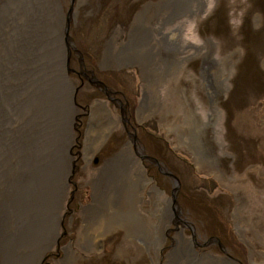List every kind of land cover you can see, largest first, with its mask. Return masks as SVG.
Listing matches in <instances>:
<instances>
[{
	"label": "rangeland",
	"instance_id": "obj_1",
	"mask_svg": "<svg viewBox=\"0 0 264 264\" xmlns=\"http://www.w3.org/2000/svg\"><path fill=\"white\" fill-rule=\"evenodd\" d=\"M176 1L0 0V151L15 144L9 142L25 127L38 133L26 124L35 117L23 115L18 102L33 76L36 82L53 71L39 60L32 64L49 42L56 40L65 53L53 73L57 84H68L75 110L55 229L33 264H202L193 256L175 258L178 234L198 254L264 264V0H204L200 13L184 9L174 15ZM57 6L59 24L53 19ZM142 6L155 10L142 24H158L160 36H150L153 27H137L140 15L129 29ZM39 18L49 34L35 47L37 56L18 55L24 45L17 36L31 24L34 29ZM171 30L179 42L163 49L162 33ZM140 37H147V46ZM141 53L145 66L134 57ZM14 86L19 91L13 88L7 101ZM190 138L203 148L204 159ZM9 156L0 161V212L14 209V202L22 207L26 168ZM129 156L147 177L136 207L129 180L135 166L130 161L128 172L115 168ZM107 167L116 170V188L105 181ZM151 196L154 203L170 199L171 218L163 224L155 213L163 205L153 208Z\"/></svg>",
	"mask_w": 264,
	"mask_h": 264
},
{
	"label": "bare ground",
	"instance_id": "obj_2",
	"mask_svg": "<svg viewBox=\"0 0 264 264\" xmlns=\"http://www.w3.org/2000/svg\"><path fill=\"white\" fill-rule=\"evenodd\" d=\"M173 3H175L172 7L174 10V15L176 13L177 14L183 13L182 11L184 9H186L187 11L189 10L193 12L195 11V13H197L196 12L197 10H201V8L204 7V0H179ZM191 4L192 6L189 7ZM27 6H28L27 3H23V1H20V9L23 8L26 9ZM55 8L56 9L53 12L54 13L53 19L54 16H56L55 24H59L61 22V19L60 16L58 15L59 14L58 6ZM32 14L33 13L31 11L29 12L26 11V15L28 17ZM34 15H36V13H34ZM169 16L171 15L165 16L164 20L168 19ZM36 23H37L36 25L37 27L35 26L33 29L32 24L30 26L28 25L30 29L29 28L26 29L24 31L25 34H23V36L22 34L21 36H17L20 43H23L24 45L22 48H19V50L17 51L18 55L24 52V56L26 58L30 56L31 59H33L35 56H37L34 55L35 47L39 42L42 44L41 40L43 36H48L49 32H48L47 23L42 21L40 18L36 20ZM141 31H142L141 36H147L146 34H144L143 30ZM33 32H34V36H32ZM170 34H172V30L170 32L168 31V33L165 32L162 33V38L166 41L164 43L163 49L168 48L169 45L176 46L177 42H179L178 40L175 41L176 36H171ZM146 38L147 37L141 39L140 37V42H143L144 46L148 45ZM59 44H60V40H59ZM49 45H50L49 48L44 53H42L38 58L32 60L33 61L32 64L36 60H39L41 68L43 67L46 70L52 68L53 71H51L49 74L45 73L36 82L34 80H36L37 78L33 76V80H32L33 85L27 89L24 90L22 89L23 94L19 95L22 98V100L21 102H18L19 107L21 108V110H23L22 111L23 115L25 113L26 115L29 116V118L35 117L33 121L32 120L29 121L28 119L27 120L28 122L26 121L27 122L26 124H29L31 127L37 129L38 133H34L33 132L34 129H29L25 127L24 129L20 130L21 134H19L20 133L19 131L18 134H16V136L14 137V140L9 142L15 144H10L7 147H5L2 152L0 151L1 152L0 161L2 159L1 164H4L3 161L4 159L10 158L9 155L14 154L18 159H20L19 161L20 163L23 162L21 164H23V166L26 168V176L23 180L24 186L22 187L24 193H19L22 196L21 198L22 207L16 208L15 206L17 202H14L13 205L14 209H11V211L7 209L6 210L1 209L0 212V263L1 264H33L35 260L38 259L37 257L40 251L46 245V244L44 245V243H46L47 241L45 240V236H47V234H49L50 232L52 233L51 236L53 235V230L55 229L54 227L55 221L58 218V209H59L58 206L62 198V194L64 193L63 182L64 179L66 178L65 173H67L68 163L71 159L69 155V147H68L70 142L69 127L70 124L72 123V118L75 110L73 105L71 104V100L68 99V94L70 97L68 84L64 81L62 82V80L60 84H57L56 82L58 76L56 77V74L53 73L58 68V66L60 67L62 65V59L65 53L60 50H57L58 44L56 40L53 43L49 42ZM40 50L43 52V45H41ZM12 52L15 53V49L13 45H12ZM143 55L145 54L141 53L137 56L134 55L133 56L135 57V59L138 60V63H142L146 59V57H144ZM131 57L132 56H130V58L128 59H131ZM178 59L181 60L182 58H178ZM18 60L21 61V59ZM145 62L142 63L143 66L147 64ZM27 67L28 66H24L23 68H27ZM212 86H213V81H211V83L208 82L207 87L212 88ZM13 88L19 91L18 87L17 88H15V86L10 87V90L8 91L6 97L7 101L11 100V98L13 100V94H15ZM9 95H11V97ZM68 100L70 101V103H68L69 102ZM1 105L3 108L2 103ZM2 108L0 107V115L3 114L4 111V109ZM103 109L104 108L102 107L101 108L98 107L99 111H103V112L105 111L107 115L108 111ZM216 113L217 110L215 108H212L210 114L212 116V121ZM50 119L56 121L53 122ZM50 125H54L53 132H49L47 130V128ZM19 136L20 138L18 140ZM32 139H36L34 140L35 141L34 143L32 142L33 141ZM190 140H191L190 144L193 147V149L196 151L198 158L204 159L203 148L198 144L196 140H192L191 138ZM19 144L20 147H23L25 149V152H22V150L20 151V149L18 151ZM32 144L34 146H32ZM10 147L12 150L10 149ZM88 149H91L90 144L89 146L86 147L84 151L85 154L88 153L89 151ZM28 153L29 155H27ZM130 161H132L131 166H135V160L132 158V156H129L126 157V159L122 162H116L115 164L116 170L119 169L120 172L122 171L128 172ZM7 165H9V161L8 162L6 161L5 166ZM109 167L107 168L110 170ZM107 168L103 173L104 176L107 175L105 181L112 180L111 181L112 184L114 183L113 188H116L117 184L114 181V179H117L114 174L116 170L112 168L110 170L112 171L111 173ZM134 169L135 171L133 172V175L132 176L129 175V180L133 188L132 202L133 205L136 207V203L140 199V194H138L139 188L142 186L141 183L142 182L144 183V181L147 180V177L144 171V167L142 166L141 163H136ZM104 183L107 184V182H103V184H100V186L106 185ZM3 186L4 185H1L2 188ZM96 197H97L96 199H98L97 194ZM10 198L14 199L12 194L10 195ZM151 198H152L151 201L153 202L150 201V203L153 208L156 207L155 205L157 204L158 205L161 204V206L163 205L160 210L161 213L159 212L158 209L155 208L157 210L155 213H157L156 215H158L160 218L159 225L163 224V220H165V217L167 218V215L169 219L171 218L170 209L172 208V206L170 199H166L165 201H162V199H160L158 202L154 203L155 199L153 198V196H151ZM162 209H164L163 213H162ZM42 213L45 216H43ZM14 216L15 218L13 219L16 220V224H14L13 221L10 219ZM8 224L10 227L8 226ZM40 224L42 225V227L39 228ZM156 229H157V233L162 234L163 227L161 228L157 226ZM48 231L50 232L48 233ZM177 242H178V246H177V252L175 258L179 259L182 256L183 257L186 256V258L189 259L197 258L200 260L202 264H236V262L232 258H224L218 256L214 257L215 255L212 257L211 255L208 254L196 253L192 248V244H191L192 241L182 238V236L179 234L177 235ZM262 242H264V234L262 236ZM191 256H193V258H191ZM203 259L207 262H204ZM176 260H170L168 261L167 264H177ZM188 262L193 263V261L186 260L185 264H187Z\"/></svg>",
	"mask_w": 264,
	"mask_h": 264
},
{
	"label": "flooded vegetation",
	"instance_id": "obj_3",
	"mask_svg": "<svg viewBox=\"0 0 264 264\" xmlns=\"http://www.w3.org/2000/svg\"><path fill=\"white\" fill-rule=\"evenodd\" d=\"M140 8V7H139ZM149 10H152V14L153 15H155V10L152 8V7H149V6H146V7H144V6H142L141 8H140V10H137L135 13H133L135 16H134V18L131 20V23H130V26H129V29H130V27H133V25L135 24V21H134V19L136 18V16H138V15H140V19H139V22H138V24H137V27H139V29H141V27L143 28V29H145V30H148V29H150V28H154L153 30H152V33H150V36H160L159 34H158V32H157V29H158V24H156L155 23V25L153 26V24L151 23L150 24V22L149 23H146V25H143L142 24V22L143 21H141L142 20V18H145L147 15H149V14H147L148 12H149ZM148 27V28H147ZM131 30V29H130ZM155 30V31H154ZM132 31V30H131ZM153 31H154V33H153ZM128 32H129V30H128ZM128 36H130V33H128ZM129 63H132V61H130Z\"/></svg>",
	"mask_w": 264,
	"mask_h": 264
},
{
	"label": "water",
	"instance_id": "obj_4",
	"mask_svg": "<svg viewBox=\"0 0 264 264\" xmlns=\"http://www.w3.org/2000/svg\"><path fill=\"white\" fill-rule=\"evenodd\" d=\"M168 174H170V173H168Z\"/></svg>",
	"mask_w": 264,
	"mask_h": 264
}]
</instances>
